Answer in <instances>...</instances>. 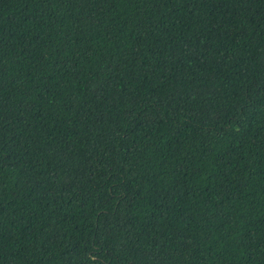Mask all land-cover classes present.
<instances>
[{
	"label": "trees",
	"instance_id": "16d2710c",
	"mask_svg": "<svg viewBox=\"0 0 264 264\" xmlns=\"http://www.w3.org/2000/svg\"><path fill=\"white\" fill-rule=\"evenodd\" d=\"M0 264H264V0H0Z\"/></svg>",
	"mask_w": 264,
	"mask_h": 264
}]
</instances>
